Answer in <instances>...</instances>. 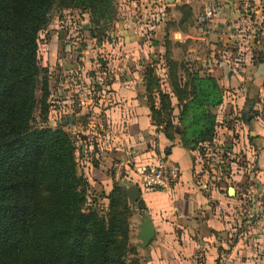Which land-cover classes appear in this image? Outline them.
Segmentation results:
<instances>
[{
	"label": "trees",
	"instance_id": "trees-1",
	"mask_svg": "<svg viewBox=\"0 0 264 264\" xmlns=\"http://www.w3.org/2000/svg\"><path fill=\"white\" fill-rule=\"evenodd\" d=\"M111 2L0 0V264L141 263L129 241L133 211L125 193L114 184L101 194L105 206L95 199L89 204L73 138L47 125L50 91L37 55L38 33L54 6L80 7L98 25L111 18ZM152 64L146 62L142 75L152 124L185 149L210 141L211 108L223 94L216 78L168 60L174 116L171 95L159 88Z\"/></svg>",
	"mask_w": 264,
	"mask_h": 264
},
{
	"label": "crops",
	"instance_id": "crops-1",
	"mask_svg": "<svg viewBox=\"0 0 264 264\" xmlns=\"http://www.w3.org/2000/svg\"><path fill=\"white\" fill-rule=\"evenodd\" d=\"M161 1L163 7L170 6L166 0ZM204 2L175 0L177 10L184 13H179L176 27L184 40L181 46L195 41L203 46V58H197V66L215 77L223 88L220 108H236L242 119L234 154L230 150L225 154L232 159L224 177L212 180L213 184L208 176L212 169H203L199 164L196 148L185 149L177 140H167L151 124L142 82L143 66L151 60L146 58L151 48L149 39L137 42L146 54L142 62L138 61V49L121 60L116 74L124 78L123 83L115 80L97 91L101 93L100 105L110 102L101 108L95 103L96 110L101 111L100 124L109 121L111 126L96 132V142L87 145L94 148L89 155L97 158V167L91 166L87 155L82 160L91 186L97 184L108 193L113 180L122 172L120 166L129 159L152 163L165 155L180 168L178 181L170 190L140 188L143 212L149 216L155 232L150 244L139 252L146 258L142 264H264L263 256L251 260L253 253H264L263 229L259 231L256 226L255 233L250 234L256 236L255 246L228 245L233 231L229 216L232 201L256 208V212L248 208L255 215H251L253 219L241 214L244 230L240 239L254 231L245 225L251 220L257 222L258 211L264 217V0H213L215 16L202 34L196 30V17ZM192 32L195 35H190ZM238 49L243 52L236 69L230 54ZM238 156L239 161L235 159ZM230 188L233 194L229 193ZM141 220L139 213L131 218L135 238Z\"/></svg>",
	"mask_w": 264,
	"mask_h": 264
},
{
	"label": "rangeland",
	"instance_id": "rangeland-1",
	"mask_svg": "<svg viewBox=\"0 0 264 264\" xmlns=\"http://www.w3.org/2000/svg\"><path fill=\"white\" fill-rule=\"evenodd\" d=\"M162 4L161 0H112L111 18L100 21L98 25L91 21L90 13L80 7L61 9L54 6L49 12L47 25L38 33V61L46 71L50 91L47 125L51 128L62 127L73 138L77 170L85 178L89 188V193L87 192L89 204L95 199L97 206H105L107 199L101 194L108 195L114 184H117L123 192L124 188L135 185L145 190H157L147 188L142 182L140 173L148 161L129 159L124 162L120 166L122 172L117 178L114 176L116 180H113L111 190L105 193L97 184L90 185L82 160L87 155L91 166L97 167L95 162L97 158L89 155V150L93 152L94 148L89 149L87 145L96 142L97 133L105 131L104 127L107 130L111 126L109 121L105 122L106 124H100L101 111L96 110L95 105L101 108L110 102L105 101L100 105L101 93L97 91L100 87H109L115 80L121 83L124 78L116 74L121 69V60L124 56L135 53L137 49L141 50L137 43L139 40H150L151 48L146 58L152 60V68L159 80V88L171 95V104L174 106L173 115L177 116L178 109L175 107L177 102L170 92L167 80V62L174 60L186 63L188 67L200 69L197 66V58H203L204 51L203 46H198V41L186 42L181 46L184 40L176 23L179 13H184L177 10L174 1L169 2L170 6L166 8ZM84 25H88L87 28H84ZM193 34L192 32L190 35ZM190 40L192 41V38ZM145 55V52H138L140 59L138 61L142 62ZM154 95V100L157 101V95ZM228 97L231 101V96ZM228 97L224 99L227 100ZM220 104L211 108L215 116L213 138L210 141L199 142L194 147L199 152V164L203 169H212L211 173H208L209 179L212 178L211 181L224 177L227 174L225 169L231 167L228 163L232 157H227L225 154L230 151L234 154L233 146L235 142H239V126L242 120L236 108L222 109ZM36 118L38 120V117ZM155 130L160 132L156 127ZM238 158L240 157L235 159L239 161ZM212 183L214 184L213 181ZM237 192L240 194L239 191ZM127 202L133 211L129 219V241L135 247L137 257L142 264L146 258L139 253L142 249L138 246L140 239L137 236L135 238L131 233V218L135 213H139L142 219L141 214L144 212L143 209L138 208L137 203H130L128 198ZM229 206L233 231H231L232 235L229 239L231 242L228 245L235 247L236 244L242 243V245L255 246L256 236L255 234L250 236V234L255 233L256 226L257 230H264V227L260 226L264 224V217L260 216L258 211L260 218L257 222L251 220L245 225L246 228L250 227L248 230L254 229V231L250 230L248 237L240 239L239 234L244 230L241 214L250 215V219L251 215H255L248 208H253L255 212L256 208L248 204L244 207L238 201H232ZM253 218L255 217L251 219ZM256 256L264 257V253H253L251 260H255Z\"/></svg>",
	"mask_w": 264,
	"mask_h": 264
},
{
	"label": "built area",
	"instance_id": "built-area-1",
	"mask_svg": "<svg viewBox=\"0 0 264 264\" xmlns=\"http://www.w3.org/2000/svg\"><path fill=\"white\" fill-rule=\"evenodd\" d=\"M245 5L248 7L247 2ZM214 16L215 7L213 0H205L200 13L196 17V30L199 33H205ZM241 32L242 30L238 31L239 34ZM242 52V49H238L230 54L231 60L235 62L233 67L236 69H238L237 63L241 60ZM140 174L142 182L147 188L167 191L178 181L180 168L175 161L168 159L165 155H161L154 162L146 163Z\"/></svg>",
	"mask_w": 264,
	"mask_h": 264
},
{
	"label": "water",
	"instance_id": "water-1",
	"mask_svg": "<svg viewBox=\"0 0 264 264\" xmlns=\"http://www.w3.org/2000/svg\"><path fill=\"white\" fill-rule=\"evenodd\" d=\"M175 1V0H166L167 3ZM88 25H84L83 27H87ZM124 193L126 194L128 201L130 203H137L138 208L143 209V202L140 199V188L138 186H133L129 188H124ZM229 193L233 194V189H229ZM142 220L139 226V232L137 237L141 240L138 246L142 249L146 248L150 242L152 241L155 232L152 226L151 220L149 216L145 213L141 214Z\"/></svg>",
	"mask_w": 264,
	"mask_h": 264
}]
</instances>
